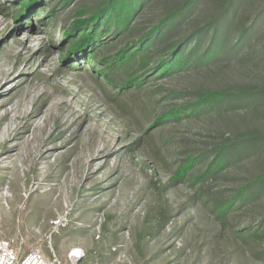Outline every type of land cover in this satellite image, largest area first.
<instances>
[{
  "label": "rangeland",
  "instance_id": "obj_1",
  "mask_svg": "<svg viewBox=\"0 0 264 264\" xmlns=\"http://www.w3.org/2000/svg\"><path fill=\"white\" fill-rule=\"evenodd\" d=\"M85 2L0 0V237L62 264H264V196L236 201L223 226L213 213L211 199L234 194L243 174L201 190L169 183L170 170L146 162L147 138L172 168L209 141L200 116L151 124L182 99L167 90L197 75L153 79L117 107L107 98L115 89L83 70L85 59L69 69V50L60 49ZM227 75L256 78L246 68ZM138 137L143 145L132 150ZM73 249L83 253L78 261L68 257Z\"/></svg>",
  "mask_w": 264,
  "mask_h": 264
},
{
  "label": "trees",
  "instance_id": "obj_2",
  "mask_svg": "<svg viewBox=\"0 0 264 264\" xmlns=\"http://www.w3.org/2000/svg\"><path fill=\"white\" fill-rule=\"evenodd\" d=\"M84 2L66 36L72 38L64 40L60 49L69 50L65 59L69 69L79 70L85 59L83 70H89L104 90L115 89L107 98L117 107L123 106V97L130 96L131 90L138 91L153 79L197 75L185 87L167 90V98L182 99L161 108L151 124L200 116L205 131L212 132L209 141L196 152L188 151L172 168L164 147L147 138L146 162L170 170L169 183H198L201 190L208 187L207 180L243 174L234 194L211 199L221 226L236 201L260 200L264 196V82L260 79L264 76V0ZM257 5L260 11H255ZM248 19L251 22L246 23ZM79 61L81 65H76ZM235 68L249 69L256 78L236 80L227 75ZM205 74L217 83H204L199 77ZM142 141L138 137L130 143L131 149H139Z\"/></svg>",
  "mask_w": 264,
  "mask_h": 264
},
{
  "label": "built area",
  "instance_id": "obj_3",
  "mask_svg": "<svg viewBox=\"0 0 264 264\" xmlns=\"http://www.w3.org/2000/svg\"><path fill=\"white\" fill-rule=\"evenodd\" d=\"M71 261H78L83 257L79 249H73L69 253ZM0 264H62L55 256L45 257L38 249H28L21 253L20 248L13 244L8 238L0 237Z\"/></svg>",
  "mask_w": 264,
  "mask_h": 264
}]
</instances>
